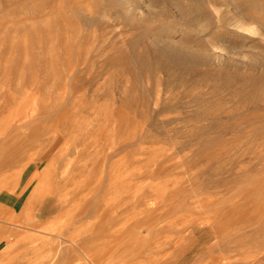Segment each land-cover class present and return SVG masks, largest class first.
<instances>
[{"label":"rangeland","instance_id":"1","mask_svg":"<svg viewBox=\"0 0 264 264\" xmlns=\"http://www.w3.org/2000/svg\"><path fill=\"white\" fill-rule=\"evenodd\" d=\"M0 264H264V0H0Z\"/></svg>","mask_w":264,"mask_h":264},{"label":"bare ground","instance_id":"2","mask_svg":"<svg viewBox=\"0 0 264 264\" xmlns=\"http://www.w3.org/2000/svg\"><path fill=\"white\" fill-rule=\"evenodd\" d=\"M75 193H76V192H75ZM67 201H68V200H67ZM63 202H64V201H63ZM63 204H64V207H65V203H63ZM67 205H68V204H67ZM69 205H70V204H69ZM61 207H63V206H61ZM64 207H63V208H64ZM139 207H140V206H139ZM63 208H62V209H63ZM60 209H61V208H60ZM107 209H108V208H107ZM109 209H111V208H109ZM103 212H104V211H103ZM105 212H106V211H105ZM107 212H108V211H107ZM82 213H83V212H82ZM101 214H102V213H101ZM60 215H61V214H60ZM103 215H104V214H103ZM75 217H77V216L75 215ZM76 220H77V219H76ZM72 221H73V220H72ZM75 237H76V236H75ZM95 256H96V255H95Z\"/></svg>","mask_w":264,"mask_h":264}]
</instances>
